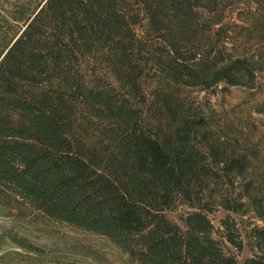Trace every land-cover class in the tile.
Here are the masks:
<instances>
[{
	"label": "trees",
	"instance_id": "16d2710c",
	"mask_svg": "<svg viewBox=\"0 0 264 264\" xmlns=\"http://www.w3.org/2000/svg\"><path fill=\"white\" fill-rule=\"evenodd\" d=\"M244 1L18 4V30L0 49L1 203L26 199L50 217L108 236L139 264H238L196 202L195 188L217 176L208 153L213 138L192 123L176 89L256 84L264 50L245 47L236 31L264 32V0L228 22V11ZM98 59L106 80L88 72ZM150 75L165 87L171 121L155 130L142 106ZM89 116L100 123L93 129L99 138L90 134ZM198 135L206 150L194 144ZM251 165L247 154L233 155L223 169L243 175ZM179 197L195 208L183 227L166 214ZM253 238L263 257L244 264H264V226Z\"/></svg>",
	"mask_w": 264,
	"mask_h": 264
},
{
	"label": "rangeland",
	"instance_id": "374dc122",
	"mask_svg": "<svg viewBox=\"0 0 264 264\" xmlns=\"http://www.w3.org/2000/svg\"><path fill=\"white\" fill-rule=\"evenodd\" d=\"M23 1L0 0V49L18 30L12 16L15 7ZM251 2L245 0L238 8L228 11V22H233L239 8ZM236 35L248 49L264 50V32L260 29L237 28ZM106 71V63L100 59L88 66L89 73H96L93 77L104 76L106 80ZM164 89L155 76L145 78L148 103L142 106L154 130L160 122L164 126L171 123L164 115ZM176 92L192 123L213 138L208 153L217 176L205 187L195 188L197 204L214 224L213 236L221 241L227 253L237 257L238 264H244L250 257L262 258L253 230L264 226V70L252 87L221 83L210 88L182 86ZM88 119L92 118L89 116ZM92 120L90 134L99 138L100 130L93 129L100 123ZM201 138L198 135L194 144L206 150V143ZM244 154L252 163L249 169L243 175L226 173L225 162L233 155ZM1 200L0 264H139L106 235L50 217L26 199L10 197L7 204ZM192 202L179 197L166 210L168 218L183 227L188 212L195 210ZM226 234L241 241L242 248L230 243Z\"/></svg>",
	"mask_w": 264,
	"mask_h": 264
}]
</instances>
